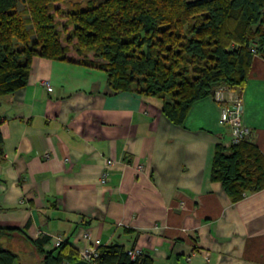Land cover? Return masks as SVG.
I'll list each match as a JSON object with an SVG mask.
<instances>
[{
    "label": "crops",
    "instance_id": "obj_1",
    "mask_svg": "<svg viewBox=\"0 0 264 264\" xmlns=\"http://www.w3.org/2000/svg\"><path fill=\"white\" fill-rule=\"evenodd\" d=\"M226 95L241 99L264 155V58ZM219 115L207 96L176 124L158 100L112 91L101 70L34 56L27 84L0 96V227L54 254L61 236L76 251L138 248L152 264H264V188L234 201L211 179L216 145L230 139ZM5 243L13 264H40L28 241Z\"/></svg>",
    "mask_w": 264,
    "mask_h": 264
},
{
    "label": "trees",
    "instance_id": "obj_2",
    "mask_svg": "<svg viewBox=\"0 0 264 264\" xmlns=\"http://www.w3.org/2000/svg\"><path fill=\"white\" fill-rule=\"evenodd\" d=\"M66 1L70 8L58 5ZM256 55L264 58V0H0V96L27 84L39 56L101 70L112 91L156 99L182 124L194 102L221 86L242 87ZM211 179L236 201L264 188V155L249 139L217 144ZM14 236L33 246L40 264L79 260L68 243L54 254L43 250L44 238L0 227V264L16 261L5 243ZM98 251L99 264H152L117 242Z\"/></svg>",
    "mask_w": 264,
    "mask_h": 264
},
{
    "label": "built area",
    "instance_id": "obj_3",
    "mask_svg": "<svg viewBox=\"0 0 264 264\" xmlns=\"http://www.w3.org/2000/svg\"><path fill=\"white\" fill-rule=\"evenodd\" d=\"M256 43L253 42L252 46ZM232 91V88L221 86L219 87L212 98L215 102L220 104V115L219 122L228 126L230 131L229 144L238 143L241 140H247L250 138V129L246 127L242 122V103L239 97H229L226 94ZM106 164L109 166L112 164L110 159L106 160ZM106 174H103L101 182L105 181ZM83 239H86V235H82ZM63 242L61 236L54 237V246L58 247ZM127 253L131 258H135L142 254V251L138 248L127 249ZM77 255L79 260H84L89 264H99L97 258L99 256V251L97 247L89 244H85L78 248Z\"/></svg>",
    "mask_w": 264,
    "mask_h": 264
},
{
    "label": "rangeland",
    "instance_id": "obj_4",
    "mask_svg": "<svg viewBox=\"0 0 264 264\" xmlns=\"http://www.w3.org/2000/svg\"><path fill=\"white\" fill-rule=\"evenodd\" d=\"M70 4H71V2L66 1V2H63V3H59L58 5H59L60 7H62L63 9H68V8H70V6H71ZM18 9H19V10L22 9V5H21V4L18 5Z\"/></svg>",
    "mask_w": 264,
    "mask_h": 264
},
{
    "label": "water",
    "instance_id": "obj_5",
    "mask_svg": "<svg viewBox=\"0 0 264 264\" xmlns=\"http://www.w3.org/2000/svg\"><path fill=\"white\" fill-rule=\"evenodd\" d=\"M71 264H89L88 262L84 261V260H78L76 262H73Z\"/></svg>",
    "mask_w": 264,
    "mask_h": 264
}]
</instances>
